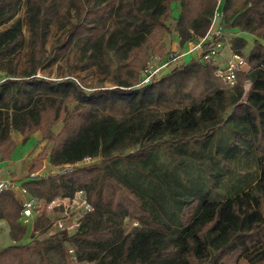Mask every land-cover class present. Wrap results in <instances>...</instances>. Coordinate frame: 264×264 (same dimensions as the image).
<instances>
[{
  "label": "trees",
  "instance_id": "trees-1",
  "mask_svg": "<svg viewBox=\"0 0 264 264\" xmlns=\"http://www.w3.org/2000/svg\"><path fill=\"white\" fill-rule=\"evenodd\" d=\"M216 5L0 0V69L8 77L0 83L2 158L15 152L13 131L25 143L38 130L47 143L31 171L44 158L60 165L101 157L22 182L46 201L86 189L94 210L72 235L40 238L41 214L23 242L22 203L0 191V219L14 241L0 248V264H30L33 253L40 264H54V253L65 264H192L190 254L202 264H248L246 255L264 244V0L223 1L225 28L255 36L251 67L236 84L199 57L140 84L151 53H166L165 36L175 32L181 44L204 36ZM230 42L239 52L249 43L242 35ZM53 65L55 77L38 74ZM74 71L98 85L86 90ZM128 218L138 221L130 230Z\"/></svg>",
  "mask_w": 264,
  "mask_h": 264
},
{
  "label": "built area",
  "instance_id": "built-area-1",
  "mask_svg": "<svg viewBox=\"0 0 264 264\" xmlns=\"http://www.w3.org/2000/svg\"><path fill=\"white\" fill-rule=\"evenodd\" d=\"M223 1L217 0L210 28L204 36L192 35L184 48L173 49L161 58L155 55L149 59L142 73L141 85L156 79L157 76L162 73L164 74V72H168L175 64H181L182 59L189 54H194V56L207 62L217 63L218 67L215 73L225 84L232 86L237 83L238 72L248 71L251 66L244 51L239 52L231 47L230 39L235 35V32L225 28L223 24ZM226 45L230 50V55L224 63H221L218 57L222 54L221 52ZM7 78L6 74L0 69V83ZM249 85L250 82L247 81L246 88ZM97 158L98 156H86L74 163L54 165L55 168L51 170H33L28 175L34 179L48 174L65 172L74 169V167L78 168V166L94 163L97 161ZM7 189L22 195L20 201L23 208L20 218L23 223L32 225L39 215L46 214L48 216L50 212L54 213V216L44 226V230L39 233V237L42 235L41 237L45 239L56 236L59 233L72 235L78 232L84 217L94 210V205L89 200L87 191L84 188L77 189L72 195L59 196L51 201H46L32 196L27 188L17 182V180L0 178V191ZM69 249L74 255L73 247L70 246ZM74 258L76 259L75 255Z\"/></svg>",
  "mask_w": 264,
  "mask_h": 264
},
{
  "label": "crops",
  "instance_id": "crops-1",
  "mask_svg": "<svg viewBox=\"0 0 264 264\" xmlns=\"http://www.w3.org/2000/svg\"><path fill=\"white\" fill-rule=\"evenodd\" d=\"M235 35H242V36H249L251 37V44H253V41L255 39V36L251 33L248 32H243V31H235ZM176 43H175V47L174 49H182L185 47V44H181L179 37H177ZM252 45H250V49L252 47ZM173 50V49H171ZM226 54L229 53H222L221 55H223V58L221 59V63H224L226 58ZM226 58V59H225ZM12 136H14V140L17 142V147L14 150L15 152H13L12 157L8 158V159H4L2 158L1 154H0V178L1 179H14L17 180V182L21 183L27 178L29 172L31 171V167H33V162L34 160L38 157V155L40 153H42V146L44 144L43 141V136L40 130L36 131L31 138H29L27 140V142L23 143V135L21 132L19 131H13L12 132ZM189 157L192 158H196V156L194 157L193 154H189ZM55 168L54 164H52L48 158H44L43 159V164L42 167L40 169H44V170H51ZM39 169V170H40ZM16 197L20 200L21 196L20 194L16 193ZM21 220V218H20ZM22 221V220H21ZM138 222H136L135 225H137ZM134 225V226H135ZM1 230L3 231V236H2V241L0 240V243L2 245H5L6 243V236H7V231L8 234H10V226L8 224V222L5 219H0V232ZM28 230H30L31 234L32 231L34 230V224H29L27 225V233L24 236V239L29 238V232ZM1 239V236H0ZM1 247V246H0ZM38 254L33 253L31 256V259L33 258H38L39 256ZM192 262V261H191ZM40 264V261H39ZM79 264H92L91 262H80Z\"/></svg>",
  "mask_w": 264,
  "mask_h": 264
},
{
  "label": "rangeland",
  "instance_id": "rangeland-1",
  "mask_svg": "<svg viewBox=\"0 0 264 264\" xmlns=\"http://www.w3.org/2000/svg\"><path fill=\"white\" fill-rule=\"evenodd\" d=\"M20 15H24V9H22L20 11ZM25 33L26 35L28 36L29 35V32L28 30L26 29L25 27ZM58 33V30H57V25L56 24H53V27H52V32H51V35L49 37V42L47 43V47L49 48L50 45H51V42L53 41V38L56 37ZM247 39H248V45L246 46V48L244 49V53L245 54H248L249 51H250V45L251 44V37L249 36H245ZM176 33L175 32H171L168 33L166 36H165V44H166V53L164 55H161V53L159 51H153L151 54V57L152 58L153 56L157 55L159 56L160 58L163 57V56H166V54L171 51V49H174L175 47V43H176ZM181 43V42H180ZM24 54H27V47L24 48ZM229 53L230 55V50L228 48V46L226 45V47L223 48L222 52L221 53ZM193 57H196L194 56V54H189L187 55L184 59H182V62L181 63H187L189 62ZM149 58V59H150ZM223 58V55H219L218 59L219 61H221V59ZM226 58H228V54H226ZM225 58V59H226ZM149 61V60H148ZM63 64H65L63 61H62ZM177 65H180V63L178 64H175L174 66H172L170 70H172L175 66ZM143 73V71H142ZM167 73V72H164V74ZM38 74H45V75H50L51 77H55L57 75V66L56 65H53L52 67H49V68H45L44 70H40ZM74 75H76L78 78H79V81L82 83L83 87L88 90V91H93L95 89V87L98 85V80H97V77L96 76H85V72H80V71H74L73 72ZM161 76H163V73L160 74L159 76H157L156 79L160 78ZM108 85H111L110 82H107ZM61 125L62 124H58L54 127V130L57 132L61 129ZM44 144L42 146V148L44 147V145L47 143L46 140L43 139ZM51 145V144H50ZM101 157L98 156L97 158V161L100 160ZM46 215V214H45ZM54 216V213H49L48 216L46 215V219H45V222H44V225H46V223L49 221L50 218H52ZM136 222H138L137 220H135L134 218L131 219V218H128L126 220V229L127 230H130L131 228H134V225L136 224ZM211 225V224H210ZM34 226H35V222H34ZM29 232V236L31 235V232L30 230H28ZM33 232V231H32ZM0 236H1V241L3 240L2 239V236H3V231L1 230L0 232ZM42 236V235H41ZM40 236V237H41ZM6 243L5 245H2L0 243V246L3 247V246H6L8 244H11L13 243L14 241L12 240L13 238H11L10 234H8V231H7V236H6ZM30 238V237H29ZM29 238H26V239H23L22 241L23 242H26L27 240H29ZM43 238V237H41ZM3 242V241H2ZM0 247V248H1ZM64 255H62L61 253H54L52 255V258H53V263L54 264H65V259L63 257ZM38 257V256H37ZM190 259L192 261V264H202L200 261H198V259H196L194 257V255L190 254ZM246 260L248 262V264H260V263H263L264 262V244L262 246H260L259 248L253 250L252 252H250L248 255H246ZM30 264H39V259L38 258H33V259H30ZM78 264V263H77Z\"/></svg>",
  "mask_w": 264,
  "mask_h": 264
}]
</instances>
